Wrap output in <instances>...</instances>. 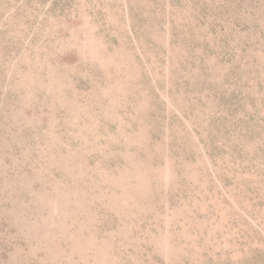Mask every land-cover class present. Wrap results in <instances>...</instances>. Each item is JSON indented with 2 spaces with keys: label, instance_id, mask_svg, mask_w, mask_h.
<instances>
[{
  "label": "rangeland",
  "instance_id": "374dc122",
  "mask_svg": "<svg viewBox=\"0 0 264 264\" xmlns=\"http://www.w3.org/2000/svg\"><path fill=\"white\" fill-rule=\"evenodd\" d=\"M0 264H264V0H0Z\"/></svg>",
  "mask_w": 264,
  "mask_h": 264
}]
</instances>
